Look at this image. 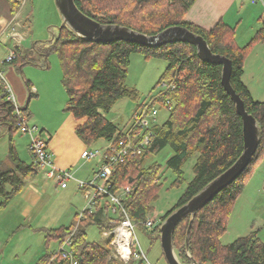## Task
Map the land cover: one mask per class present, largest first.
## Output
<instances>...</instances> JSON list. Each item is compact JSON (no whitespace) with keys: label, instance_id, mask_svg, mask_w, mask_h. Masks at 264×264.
Returning a JSON list of instances; mask_svg holds the SVG:
<instances>
[{"label":"trees","instance_id":"obj_1","mask_svg":"<svg viewBox=\"0 0 264 264\" xmlns=\"http://www.w3.org/2000/svg\"><path fill=\"white\" fill-rule=\"evenodd\" d=\"M7 1L16 15L21 4L16 0ZM197 1L75 0V3L82 13L102 25L121 26L147 36L158 35L172 27H184L202 36L214 54L232 61V86L245 102L248 113L257 120L261 143L251 164L234 184L200 210L193 220L188 216L178 224L173 244L182 264H193V261L196 264H264V241L257 231L229 245L221 242L239 197L264 159V102L255 101L243 81L248 56L258 43L264 42V28L247 45L240 46L235 38L236 29L224 22L206 30L186 20ZM134 52L167 61L168 67L160 83L173 84V88L156 100L163 105L169 102L171 109L167 121L152 127L151 142L142 155H129L113 172L115 190L131 189L125 206L132 222L136 229L146 230L145 222L154 210L153 203L158 199L162 185V166L155 163L145 168L146 157L170 147L173 154L166 166L177 177L175 185L179 186L185 182L183 166L197 156L194 177L177 204L162 218L164 223L241 157L244 151L243 122L222 86V67L203 62L195 46L178 43L149 49L121 41L97 43L79 36L65 25L50 42L45 56L53 53L60 59L62 84L68 96L66 109L78 121L75 133L87 147L101 140L118 143L125 136V130L109 121L104 113H109L120 99L138 97L135 90L125 85ZM29 60L28 54L16 49L15 59L10 63L22 68ZM35 96L30 94L26 107L21 108L22 115L27 118L30 117L29 103ZM4 127L11 136L9 158L13 167L0 161V208L6 207L16 194L21 193L26 179L40 169L35 162L27 164L18 157L12 135L20 131V117L16 115L15 105L7 100L0 75V134ZM110 220L105 206L89 214L78 227L76 223L47 231V240L56 241L60 246L73 234V249L79 264H144L143 260L124 263L117 259L111 238L107 243L88 241L87 230L91 226L98 227L102 233L113 230ZM161 226L155 228L160 238ZM52 259L62 263L58 251H54L44 257L42 264Z\"/></svg>","mask_w":264,"mask_h":264},{"label":"rangeland","instance_id":"obj_2","mask_svg":"<svg viewBox=\"0 0 264 264\" xmlns=\"http://www.w3.org/2000/svg\"><path fill=\"white\" fill-rule=\"evenodd\" d=\"M243 5L241 17L244 19L246 34L240 39L239 44L245 46L253 39L256 29H252L253 22L249 21L250 18L248 20L245 14L246 9L251 8L250 0H243ZM20 11V20L25 23V26L21 31L16 30L20 32L23 40L18 43V39L15 41L11 37H3L0 40V58L5 57L9 50L15 51L21 46L24 54H28L30 60L22 67L21 77L26 76L27 80L31 76L39 81L43 88L41 90L43 102L34 103L37 100L34 97L29 104L28 124L38 126L47 132L49 131L43 127L45 123L57 127V133L50 130L54 139L48 141V150L54 154L55 166L62 171L70 172L73 179L68 182L67 188L62 189L56 180L47 177V169H39L37 174L27 178L23 191L16 194L6 207L0 208V264H42L46 255L59 250L58 242L47 240V231L76 224L78 215L85 209L86 199L84 193L78 189L77 181L91 180L90 173L92 174L93 169L97 168L100 159L87 161L83 157V152L101 150L107 143L101 140L87 147L77 137L75 126L78 121L66 109L68 96L62 84L63 73L60 59L53 53H49L46 61L38 56L40 51L48 52L50 42L57 37L64 23L56 0H28ZM262 44H258L254 56L263 54ZM167 67L168 62L164 59L147 58L142 52H134L125 85L135 90L138 97L118 100L109 113H104L106 118L126 130L135 110L152 96H158L167 89L166 82L160 83ZM2 68L5 69V67ZM32 81L35 82V80ZM26 105L27 102L21 108H25ZM156 107L158 109L156 123L163 124L167 121L170 111L160 103H157ZM6 130L4 127L0 134V161L13 167L9 158L11 136ZM12 136L18 157L27 164L33 163L34 159L29 151V136L21 131ZM172 154L173 150L167 147L156 155H148L144 161L145 168L155 163L162 166L159 197L153 203L154 210L148 217L155 219V227L135 230L139 249L141 248L140 250L145 254L144 264H168L161 238L155 228L163 224L162 218L177 204L187 184L194 177L193 166L197 156L189 159L183 166L184 184L175 185L177 177L166 166ZM57 158L61 166L57 165ZM253 179L250 189L238 200L228 231L221 239L223 245H229L253 231H257L261 240L264 241V193L262 191L264 183L261 182L264 179V161L259 164ZM30 186L34 187L36 192L28 196ZM1 201L0 197V203ZM87 238L90 242L107 243L108 241V238L96 226H91L87 230Z\"/></svg>","mask_w":264,"mask_h":264},{"label":"built area","instance_id":"obj_3","mask_svg":"<svg viewBox=\"0 0 264 264\" xmlns=\"http://www.w3.org/2000/svg\"><path fill=\"white\" fill-rule=\"evenodd\" d=\"M16 1L21 4L22 8L28 2V0ZM252 3H262L264 7L263 0H252ZM262 20L264 22V13ZM12 37L15 41L18 39V43L23 40L20 33L17 32H14ZM14 59L15 53H11L6 62L10 63ZM0 75L2 76L7 100L15 105L16 115L20 117V131L30 138L29 151L34 162L40 169H47L46 175L49 179L56 180L62 189L67 188L68 182L73 179V176L70 172L62 171L55 166L54 154L48 150V141L51 140V134L45 129L28 124V118L22 115L21 107L17 104L12 87L3 75ZM170 88H173V84L167 83V89L164 92H161L158 96H152L139 106L131 118L130 125L125 130L124 138L119 140L118 143H115V140L110 141L101 150H88L83 154L87 161L99 158L100 164L94 170L91 180L87 182L77 181L78 189L84 193L86 199L85 209L78 215L77 227L81 221L86 220L89 214L106 206L111 217L110 223L114 225V229L104 232L103 235L108 239L111 238V246L115 257L124 263L131 260L144 261L145 254L140 250L141 248L139 249L135 238L136 227L125 206V201L130 195L131 189L121 188L115 190L113 172L117 165L123 163L129 155L138 156L146 151L153 136L151 129L157 124L158 109L156 100ZM164 106L170 111L169 102ZM262 191L264 193V184ZM155 223L154 218H147L145 227L148 229L154 228ZM72 237L73 234L59 246L58 253L62 263L52 259L47 264H79L74 254Z\"/></svg>","mask_w":264,"mask_h":264},{"label":"water","instance_id":"obj_4","mask_svg":"<svg viewBox=\"0 0 264 264\" xmlns=\"http://www.w3.org/2000/svg\"><path fill=\"white\" fill-rule=\"evenodd\" d=\"M56 5L64 20L62 26H69L76 34L89 41L105 44L121 41L149 49L170 44H189L197 48L198 57L203 62L222 67V86L234 102L238 115L243 122L244 151L232 167L206 186L190 202L172 213L162 224L160 228L161 243L167 262L168 264H182L176 255L173 244L176 227L188 216H191L193 220L200 210L212 202L226 188L234 184L251 164L261 143V130L257 120L248 113L245 102L232 86V61L225 56L214 54L208 42L202 36L196 35L184 27H172L158 35L147 36L125 27L98 23L80 11L75 0H56ZM190 229L191 224L188 235ZM193 264H196V262L193 261Z\"/></svg>","mask_w":264,"mask_h":264},{"label":"crops","instance_id":"obj_5","mask_svg":"<svg viewBox=\"0 0 264 264\" xmlns=\"http://www.w3.org/2000/svg\"><path fill=\"white\" fill-rule=\"evenodd\" d=\"M250 2H251V8L246 9L245 14L247 19L249 20L250 18L249 21L253 22L252 29L254 30L256 29L254 35L255 37L257 33L264 28V22L262 20L264 7L262 3L253 4L252 0H250ZM243 8H244L243 0H198L196 4L193 6V8L190 10L188 15L186 16V20L193 24L201 26L206 30H212L220 22H224L230 28L236 29L235 38L237 43L239 44L240 39L244 38L246 34V30L244 28V19L241 17L243 16L242 13ZM20 16H21V11L18 12L16 15H14L12 13V7L10 3L7 0H0V40L5 36H6L5 38H9V37L13 38L12 34L14 32L20 33L17 30L20 31L23 30L25 23L22 20H20L21 18ZM258 44L253 48L250 55L248 56V59L246 60L243 81L245 85L248 87L253 99L258 102H264V42L261 46V51L263 54L254 56ZM17 48H18L17 51L19 53L24 54V50L22 46ZM15 51L9 50L8 53L5 55V57L0 58V74L3 75V77L6 79L8 84L12 87L18 106L24 107L25 103L26 102L28 103L30 99L29 98L30 94L36 95L35 97L37 98V100L34 103L43 102V97H42L43 92L41 93V90H43V88H41V84L39 83V81H36V79L31 78V76H29V79L26 80V76L21 77L22 68H19L13 63L6 62L7 56L10 55V53L12 52L15 53ZM38 56L44 58V61H46L48 58L45 56V53L42 51L38 52ZM2 67H5V69ZM31 79L35 80V82L32 81ZM32 91L34 92L32 93ZM43 127L46 128L50 132V134L51 131L55 133H57L58 131L56 129L57 127H52L48 123H45ZM53 139L54 136L51 134L50 141H53ZM57 163H58L57 165L61 166V162L58 158H57ZM95 169H93L92 174L90 173L91 177ZM253 176L247 183L243 193H245L248 189H250L252 182L254 181ZM27 180L28 179H26V183ZM263 180L264 179H262L261 182L264 183ZM29 189H30L29 192H27L29 193L28 196H30L31 193L36 192V189L34 187L30 186ZM102 208H104V206ZM101 211L103 212V210Z\"/></svg>","mask_w":264,"mask_h":264}]
</instances>
